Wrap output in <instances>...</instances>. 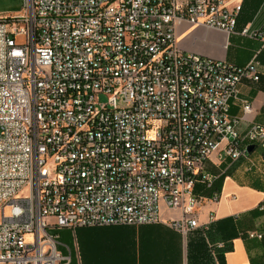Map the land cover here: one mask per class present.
I'll return each instance as SVG.
<instances>
[{"label": "built area", "instance_id": "built-area-1", "mask_svg": "<svg viewBox=\"0 0 264 264\" xmlns=\"http://www.w3.org/2000/svg\"><path fill=\"white\" fill-rule=\"evenodd\" d=\"M241 10L230 0H23L19 15L0 16V264H60L59 230L157 224L161 204L182 211L173 226L187 235L214 152L248 159L253 145L264 161V124L241 135L229 114L241 83L260 81L259 62L177 47L181 22L264 44V25L237 32Z\"/></svg>", "mask_w": 264, "mask_h": 264}, {"label": "crops", "instance_id": "crops-1", "mask_svg": "<svg viewBox=\"0 0 264 264\" xmlns=\"http://www.w3.org/2000/svg\"><path fill=\"white\" fill-rule=\"evenodd\" d=\"M230 1L242 8L237 32L264 25V0ZM175 32L177 47L185 53L235 67L259 62L260 81L241 83L229 114L240 119L241 135L264 124L263 42L187 22L177 24ZM244 103L252 106L250 113H244ZM258 149L257 157L254 150L236 161L219 149L205 161L201 174L210 181L195 183L197 205L191 216L198 227L187 235L173 226L182 219L181 210H166L152 225L62 229L57 232L58 251L65 258L60 264H264V161ZM251 233L261 238H250Z\"/></svg>", "mask_w": 264, "mask_h": 264}, {"label": "rangeland", "instance_id": "rangeland-1", "mask_svg": "<svg viewBox=\"0 0 264 264\" xmlns=\"http://www.w3.org/2000/svg\"><path fill=\"white\" fill-rule=\"evenodd\" d=\"M23 7V0H0V16L3 17H14L19 15ZM102 101H107L106 98H102ZM259 149H255V153L253 157H257L259 155ZM250 167V165H249ZM167 209L164 207L163 204L160 205V216H163V213ZM6 215H9V210H6ZM0 222H1V215H0Z\"/></svg>", "mask_w": 264, "mask_h": 264}, {"label": "water", "instance_id": "water-1", "mask_svg": "<svg viewBox=\"0 0 264 264\" xmlns=\"http://www.w3.org/2000/svg\"><path fill=\"white\" fill-rule=\"evenodd\" d=\"M254 151V146L248 147V153L251 154Z\"/></svg>", "mask_w": 264, "mask_h": 264}]
</instances>
